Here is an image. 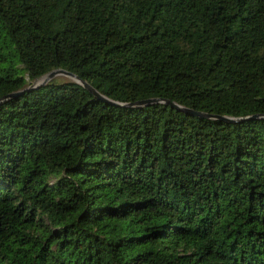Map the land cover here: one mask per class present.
<instances>
[{"label":"trees","instance_id":"1","mask_svg":"<svg viewBox=\"0 0 264 264\" xmlns=\"http://www.w3.org/2000/svg\"><path fill=\"white\" fill-rule=\"evenodd\" d=\"M11 94L0 264H264V0H0Z\"/></svg>","mask_w":264,"mask_h":264},{"label":"water","instance_id":"2","mask_svg":"<svg viewBox=\"0 0 264 264\" xmlns=\"http://www.w3.org/2000/svg\"><path fill=\"white\" fill-rule=\"evenodd\" d=\"M66 76L69 78H72L73 81L81 86H83L86 90H88L89 92H91L95 97L106 101V98L103 97L102 95H100L96 90H94V88H92V86H90L86 81L82 80L78 75L73 74L69 71L63 70V69H58L55 71L50 72L49 74L45 75L44 77H42L39 81L35 82L32 85V88L35 87H39V88H43L46 87L48 82H50L52 79H54L57 76ZM18 94H11L8 95L7 97L3 98L2 100H0V103L3 102V100H7L9 98H12L14 96H16ZM157 104H165L167 106H171L174 109H177L181 112H184L188 115H192V116H197V117H201V118H206V119H215V120H222V121H226L229 123H238V120L235 119H231V118H227V117H220V116H214V115H208L205 113H201V112H195L193 110L181 107L175 103H170L169 101L166 100H162V99H148V100H144V101H139L133 104H129L126 105L127 107H131V108H141V107H147V106H152V105H157ZM259 116H254L250 119H258ZM243 122V121H241Z\"/></svg>","mask_w":264,"mask_h":264},{"label":"rangeland","instance_id":"3","mask_svg":"<svg viewBox=\"0 0 264 264\" xmlns=\"http://www.w3.org/2000/svg\"><path fill=\"white\" fill-rule=\"evenodd\" d=\"M53 80H60V81H71L72 80L73 81L72 78H69V77H66V76H62V75L55 77L51 81H53Z\"/></svg>","mask_w":264,"mask_h":264}]
</instances>
